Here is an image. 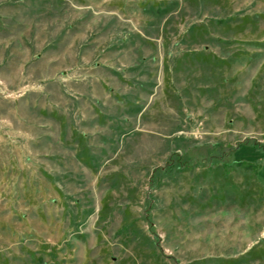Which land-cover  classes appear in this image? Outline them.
I'll return each mask as SVG.
<instances>
[{
	"label": "rangeland",
	"instance_id": "rangeland-1",
	"mask_svg": "<svg viewBox=\"0 0 264 264\" xmlns=\"http://www.w3.org/2000/svg\"><path fill=\"white\" fill-rule=\"evenodd\" d=\"M244 141L264 0H0V264H264Z\"/></svg>",
	"mask_w": 264,
	"mask_h": 264
},
{
	"label": "trees",
	"instance_id": "trees-1",
	"mask_svg": "<svg viewBox=\"0 0 264 264\" xmlns=\"http://www.w3.org/2000/svg\"><path fill=\"white\" fill-rule=\"evenodd\" d=\"M243 143L246 144V145H248V146H250L254 150H260V151L261 150H264V148H263L264 147V144H257L254 141H244ZM239 145L240 144H237L236 147H239ZM200 148H201L202 154H200L198 152L193 157H188V159L183 160V162L185 163V165H187L188 167H190L191 165H193L195 163H197V165H198V164H201L202 161L206 160V156L207 155L209 156V154L206 151L208 148L207 147H200ZM209 150H208V152H209ZM226 157H227V159H230L232 157V151L228 152V154H227ZM241 165H243V163ZM243 167L244 168H250V166L249 165H246V164H244ZM37 264H39V263H37Z\"/></svg>",
	"mask_w": 264,
	"mask_h": 264
}]
</instances>
